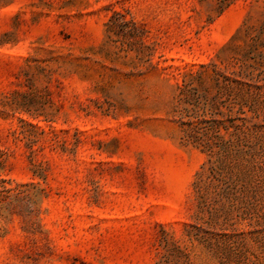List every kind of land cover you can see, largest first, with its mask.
<instances>
[{
    "label": "rangeland",
    "instance_id": "obj_1",
    "mask_svg": "<svg viewBox=\"0 0 264 264\" xmlns=\"http://www.w3.org/2000/svg\"><path fill=\"white\" fill-rule=\"evenodd\" d=\"M215 70L264 125V0H0V264H264V186L213 205L180 141L184 84L231 114ZM199 174L224 252L184 227Z\"/></svg>",
    "mask_w": 264,
    "mask_h": 264
},
{
    "label": "trees",
    "instance_id": "obj_2",
    "mask_svg": "<svg viewBox=\"0 0 264 264\" xmlns=\"http://www.w3.org/2000/svg\"><path fill=\"white\" fill-rule=\"evenodd\" d=\"M111 25L112 23L107 25L108 29ZM214 75L219 91L232 86L237 90V101L227 106L231 114L217 113L218 115L207 117L205 108L217 110L216 105H200L201 96L190 87L192 83L184 84L180 91V103L191 107L177 108L175 111L178 115L176 123L180 128L181 144L199 148L208 156L206 178L214 189L213 205L223 200H232L236 194L238 179L246 181L252 200H257L259 191L264 186V125L255 121L256 110L250 100L254 86L236 73L226 75L215 70ZM184 94L186 99L182 98ZM201 177L202 174L197 175L199 180L193 183L198 207L196 222L185 224L184 227L191 240L201 242L206 247L212 246L216 252H224L235 244L232 234L228 232L230 225H227V221L218 223L214 217L208 221L201 217L208 207ZM205 224L208 227L204 228ZM216 227L222 232H217Z\"/></svg>",
    "mask_w": 264,
    "mask_h": 264
}]
</instances>
